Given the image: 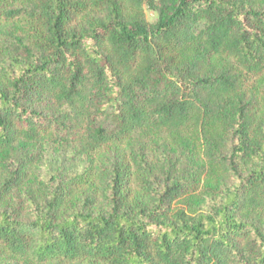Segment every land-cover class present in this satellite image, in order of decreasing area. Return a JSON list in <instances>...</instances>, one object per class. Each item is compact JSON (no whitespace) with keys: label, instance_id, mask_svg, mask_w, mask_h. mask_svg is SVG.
I'll use <instances>...</instances> for the list:
<instances>
[{"label":"trees","instance_id":"obj_1","mask_svg":"<svg viewBox=\"0 0 264 264\" xmlns=\"http://www.w3.org/2000/svg\"><path fill=\"white\" fill-rule=\"evenodd\" d=\"M144 1L0 0V16L30 28L0 35V257L264 264V87L250 85L264 77V0H166L153 24ZM194 133L224 180L190 214L173 203L205 172L183 158ZM155 135L168 137L156 157ZM127 141L101 173L106 209L88 198L61 211L68 183L46 185L27 217L6 199L36 156L25 143L90 156ZM133 182L144 197L129 203Z\"/></svg>","mask_w":264,"mask_h":264},{"label":"rangeland","instance_id":"obj_2","mask_svg":"<svg viewBox=\"0 0 264 264\" xmlns=\"http://www.w3.org/2000/svg\"><path fill=\"white\" fill-rule=\"evenodd\" d=\"M166 0H154V7L150 6L146 0L143 3V12L145 19L149 24H153L159 17L160 10L164 7ZM30 28L23 21L5 20L0 16V35L10 34L17 36L20 34H29ZM250 85L254 88L264 87V77L250 79ZM113 125L108 120V129H112ZM168 139L164 136L162 139L153 136L155 142L151 143L153 156L163 155L165 150L164 140ZM188 149L183 156L184 159H190L197 167H204L205 172L200 178L197 190L186 194L173 203V207L185 210L188 213H194L206 208L212 200V195L217 194L220 190L222 175L215 169L210 168L202 157V141L198 134L189 135ZM170 141V140H169ZM26 147L31 150L27 153H21L25 159L36 155L27 165V179L20 188L9 196L10 206L16 208L18 212L27 217L32 212V208L38 202L37 198H42L46 185L54 189L58 184L65 185L64 189H69V195L65 197L61 211L81 206L88 198H92L93 209L100 211L106 209L108 201L101 193V173L102 170L116 159L121 158L118 154L126 156L130 141L124 142L116 150L115 144L104 145L94 155H76L73 146L54 145L52 143H25ZM171 147H168V151ZM22 151V150H21ZM174 151V150H172ZM118 153V154H117ZM27 154V155H26ZM88 166V171L85 169ZM90 166V167H89ZM1 167V165H0ZM32 185V191L28 189ZM62 186V187H63ZM130 192L126 197V201L131 203L135 200H143V193L135 182L131 183ZM31 195L34 198H31ZM38 196V197H37ZM87 262H82L86 264ZM0 264H20L10 256L2 255ZM88 264V263H87Z\"/></svg>","mask_w":264,"mask_h":264}]
</instances>
